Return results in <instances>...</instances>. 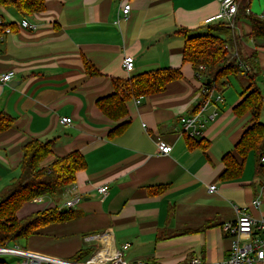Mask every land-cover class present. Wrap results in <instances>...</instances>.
Listing matches in <instances>:
<instances>
[{"label": "crops", "instance_id": "0c3cea01", "mask_svg": "<svg viewBox=\"0 0 264 264\" xmlns=\"http://www.w3.org/2000/svg\"><path fill=\"white\" fill-rule=\"evenodd\" d=\"M44 3L45 11L29 18L0 8V19L14 26L11 33L0 34V75L14 73L10 82L0 84V111L14 119L13 126L0 133V189L19 175L21 147L32 139H53L58 157L78 152L85 167L76 173L72 191L32 200L17 212L22 219L57 207L71 209L75 218L41 227L15 245L69 260L81 249L93 252L98 243L89 239L109 231L114 249L128 244L122 251L128 264H187L194 257L205 264L224 260L231 240L222 234V224L234 222L241 209L253 219L264 217V174H255L256 157L249 153L240 178L220 179L223 156L234 154L251 121L249 113H233L248 85L242 74L230 77L221 92L213 90L223 101H212L207 113L215 108L217 117L207 124L203 137L195 139L203 140L205 147H189L181 132L180 118L197 112L203 100V80L182 61L180 30L203 33L210 26L205 20L219 12L218 0ZM126 4L130 10L123 17ZM249 10L257 16L264 11V0H251ZM23 19L36 29H21ZM250 32L243 15L221 36L235 40L229 53L241 65L251 59L259 68V121L264 125V40L251 38ZM125 55L134 58L130 74L122 68ZM83 60L99 74L88 76ZM164 68L179 69L182 78L157 95L140 97L139 104V98L128 101L124 119L113 122L96 107L98 99L113 92L112 79ZM63 118L70 124H61ZM124 122V132L109 138V132ZM157 140L171 147L168 155L157 151ZM103 186L105 196L98 192ZM210 186H215L213 192ZM73 197L78 201L65 207ZM256 199L257 208L252 204ZM0 260L19 264L14 256L0 255Z\"/></svg>", "mask_w": 264, "mask_h": 264}, {"label": "trees", "instance_id": "16d2710c", "mask_svg": "<svg viewBox=\"0 0 264 264\" xmlns=\"http://www.w3.org/2000/svg\"><path fill=\"white\" fill-rule=\"evenodd\" d=\"M235 1L238 5L235 18L244 15L251 28L249 36L264 40V19L245 12L249 9L251 0ZM0 8L13 9L21 17L29 18L44 12L45 3L44 0H0ZM7 26L13 30V24ZM223 29L231 30L221 24H214L206 27L203 33L196 34L188 30H180V33L184 37L182 61L191 65L195 77L203 80V87L221 92L230 77L241 74L248 82L240 94L241 101L233 108V113L237 117L249 113L251 121L234 146V154L227 153L222 158L224 170L220 179L232 181L242 175L249 153L256 157L255 174H264V166L261 164V158L264 157V125L259 121L263 97L256 84L260 74L258 66L251 59L241 65L238 58L230 55L229 47L235 40L223 38ZM2 33L3 28L0 27V34ZM83 66L88 76L99 74L86 60H83ZM181 78L179 69L164 68L126 79H112L113 92L98 99L96 107L106 118L118 122L127 115L128 101L157 95L165 90L168 83ZM13 124L14 119L0 111V133L9 130ZM126 126L127 122L116 126L109 132L108 137L122 134ZM186 142L189 147H205L203 140L197 142L186 137ZM53 147V139L43 142L32 139L21 147L19 175L0 191V247L13 246L20 240H26L37 229L46 225L64 223L75 218L76 214L71 209L59 210L57 207L32 213L22 219L17 217V212L23 205L34 199L61 196L70 191L74 187L76 173L84 169L85 161L81 154L71 152L58 157L54 155ZM49 158L53 160L45 166L44 162ZM91 254L92 249H81L69 261L84 262ZM0 264L9 263L0 260Z\"/></svg>", "mask_w": 264, "mask_h": 264}, {"label": "built area", "instance_id": "2783aa9c", "mask_svg": "<svg viewBox=\"0 0 264 264\" xmlns=\"http://www.w3.org/2000/svg\"><path fill=\"white\" fill-rule=\"evenodd\" d=\"M219 12L205 20V25L222 24L225 28H234L235 17L238 11V5L235 0H218ZM130 5L126 4L122 7L121 13L125 17L128 15ZM246 14H250V10L246 9ZM264 19V11L258 16ZM118 20L116 21V24ZM2 19H0V27L3 28L2 34L11 33V29ZM19 27L25 30H35L36 26L26 19L19 22ZM0 40L2 36L0 35ZM134 58L130 55H125L122 59V68L130 74L134 70ZM200 69H202L200 67ZM14 73L7 72L0 75V84L5 85L11 81ZM201 101L197 112L191 116L181 117V132L188 138L198 139L202 138L209 122L215 121L217 111L214 108L207 113L211 107L212 101L221 103L223 101L220 94L214 95L213 90H208L205 87L201 88ZM141 98L136 100L140 103ZM71 120L63 118L60 120L61 124H70ZM157 151L162 155H168L171 147L161 140L156 142ZM261 163L264 165V157L261 158ZM215 186L209 187V192H213ZM73 188L70 190L72 191ZM99 194L105 196L107 189L105 186L98 188ZM36 200V199H34ZM78 201V198L73 197L65 203V207L71 208ZM259 200L252 202L254 207L259 206ZM236 220L234 222H227L222 224L221 232L224 236L231 240L227 255L224 260L217 263L207 264H264V217L260 219L251 218L246 210H236ZM89 240H95L98 243L97 248L91 256L84 262L76 263L69 260H61L57 258H49L39 254L29 253L23 251L18 246L0 247V255H9L19 258V264H128L124 258L122 251L128 248V244H124L120 250L114 249L113 237L111 232L104 231L91 237ZM135 264H145L143 262H136ZM187 264H205L199 258H191Z\"/></svg>", "mask_w": 264, "mask_h": 264}, {"label": "rangeland", "instance_id": "374dc122", "mask_svg": "<svg viewBox=\"0 0 264 264\" xmlns=\"http://www.w3.org/2000/svg\"><path fill=\"white\" fill-rule=\"evenodd\" d=\"M253 14H256V12H252ZM261 14V13H260ZM260 14H256L257 15V17L260 15ZM222 25V24H221ZM225 30V31H224ZM223 32H227L226 31V29H223ZM230 81L233 83V85H234V87L235 88H237V83H236V80H234L233 78H231L230 79ZM227 90V89H226ZM53 160V158H49V159H47L45 162H44V165L46 166V165H48L49 163H51V161ZM18 177V176H17ZM2 189V188H1ZM1 189H0V191H1ZM50 197H48V199H49ZM95 250V249H94ZM94 250H93V252H94ZM93 252H92V254H93ZM11 264H13V263H11Z\"/></svg>", "mask_w": 264, "mask_h": 264}]
</instances>
